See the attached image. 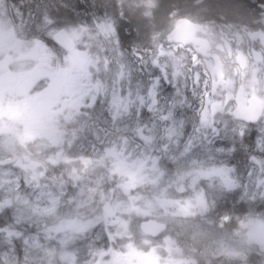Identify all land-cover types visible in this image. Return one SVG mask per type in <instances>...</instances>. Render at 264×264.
<instances>
[{"label":"clouds","instance_id":"1","mask_svg":"<svg viewBox=\"0 0 264 264\" xmlns=\"http://www.w3.org/2000/svg\"><path fill=\"white\" fill-rule=\"evenodd\" d=\"M0 264H264V0H0Z\"/></svg>","mask_w":264,"mask_h":264}]
</instances>
